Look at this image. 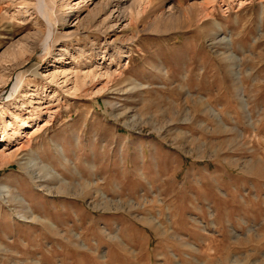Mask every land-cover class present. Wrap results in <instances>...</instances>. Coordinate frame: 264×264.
<instances>
[{
    "label": "rangeland",
    "instance_id": "1",
    "mask_svg": "<svg viewBox=\"0 0 264 264\" xmlns=\"http://www.w3.org/2000/svg\"><path fill=\"white\" fill-rule=\"evenodd\" d=\"M0 264H264V0H0Z\"/></svg>",
    "mask_w": 264,
    "mask_h": 264
},
{
    "label": "bare ground",
    "instance_id": "2",
    "mask_svg": "<svg viewBox=\"0 0 264 264\" xmlns=\"http://www.w3.org/2000/svg\"><path fill=\"white\" fill-rule=\"evenodd\" d=\"M116 13H118V14H117V16L114 17V18H119V16H120L119 14H120V13H119L118 11H116ZM110 16H111V15H110ZM116 21H117V19H116ZM14 87H15V86H14ZM22 126H23V125H22ZM24 126H26V125H24ZM56 177H57V178H56ZM51 178H52V177H51ZM58 178H60L59 175H55V174H54V179H58ZM63 193H65V191H64Z\"/></svg>",
    "mask_w": 264,
    "mask_h": 264
}]
</instances>
